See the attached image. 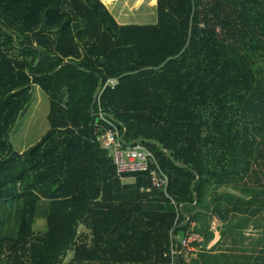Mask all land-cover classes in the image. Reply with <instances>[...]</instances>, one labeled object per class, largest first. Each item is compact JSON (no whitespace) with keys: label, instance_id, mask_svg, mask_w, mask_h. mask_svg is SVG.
Wrapping results in <instances>:
<instances>
[{"label":"trees","instance_id":"1","mask_svg":"<svg viewBox=\"0 0 264 264\" xmlns=\"http://www.w3.org/2000/svg\"><path fill=\"white\" fill-rule=\"evenodd\" d=\"M155 7V24L121 25L103 0H0V264H165L176 238L208 245L215 215L238 233L264 215V0ZM34 85L48 130L17 153ZM101 112L167 192L153 164L117 172ZM196 247L178 264H211Z\"/></svg>","mask_w":264,"mask_h":264},{"label":"built area","instance_id":"2","mask_svg":"<svg viewBox=\"0 0 264 264\" xmlns=\"http://www.w3.org/2000/svg\"><path fill=\"white\" fill-rule=\"evenodd\" d=\"M111 84L116 83V79H110ZM101 118L108 123L111 128L107 131H96L99 135V141L102 148L108 150L112 156L118 173L124 172H147L150 165H154L151 170V186L167 192L169 180L167 176L158 168L153 155L141 144L126 145L122 141V135L113 123H110L103 112L100 113ZM222 224L219 216L215 215L212 219V231H215ZM194 226V224H192ZM203 237L197 234H186L183 237L176 238L172 243L171 251L168 254L170 261L165 264H178L179 256L183 259L194 257L197 255L198 248L196 245L203 243Z\"/></svg>","mask_w":264,"mask_h":264},{"label":"rangeland","instance_id":"3","mask_svg":"<svg viewBox=\"0 0 264 264\" xmlns=\"http://www.w3.org/2000/svg\"><path fill=\"white\" fill-rule=\"evenodd\" d=\"M103 2L107 3V7L121 25H153L157 21L155 4H142L134 6L131 11L128 9V11L119 13L117 11L118 2L115 4H111L108 0H103ZM129 2L131 3L133 0ZM32 92L33 99L31 103L27 110L21 114L10 135V142L17 153H23L35 145L48 130L47 120L50 111V98L38 85L32 87ZM33 229L36 233L46 231L42 215L36 216ZM71 258L72 252H68L66 261Z\"/></svg>","mask_w":264,"mask_h":264},{"label":"crops","instance_id":"4","mask_svg":"<svg viewBox=\"0 0 264 264\" xmlns=\"http://www.w3.org/2000/svg\"><path fill=\"white\" fill-rule=\"evenodd\" d=\"M108 1L111 4L118 2L119 13L128 9L131 11L134 6L156 3V0H133L131 3L130 0ZM248 215V221L242 218L240 233L232 230L231 227L225 228L226 226L223 227L222 224L212 231L211 226L210 234H213V237L208 245H205L206 240L203 242L204 253L210 256L211 264H258V259L264 257V215L263 213H248ZM198 253L199 251L197 255Z\"/></svg>","mask_w":264,"mask_h":264},{"label":"water","instance_id":"5","mask_svg":"<svg viewBox=\"0 0 264 264\" xmlns=\"http://www.w3.org/2000/svg\"><path fill=\"white\" fill-rule=\"evenodd\" d=\"M93 264H100V263H96V262H95V263H93Z\"/></svg>","mask_w":264,"mask_h":264}]
</instances>
